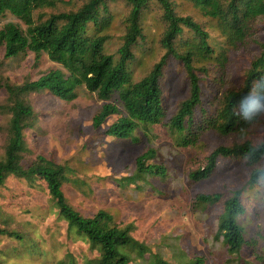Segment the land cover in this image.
<instances>
[{
  "label": "rangeland",
  "instance_id": "1",
  "mask_svg": "<svg viewBox=\"0 0 264 264\" xmlns=\"http://www.w3.org/2000/svg\"><path fill=\"white\" fill-rule=\"evenodd\" d=\"M83 0H65L56 8L35 12L45 17L59 10H75ZM180 15H189L209 33V42L222 53L223 66L215 60L206 64L207 73L200 74L202 106L196 110V122L201 116H212L221 105L224 93L231 84L239 86L250 66L259 55L260 48L249 42L240 49L225 45L226 36L215 17L205 13L192 0H173ZM111 22L107 29V53L118 58L117 49L122 43L127 26L130 5L116 0L108 3ZM43 17V18H45ZM7 21L25 25L6 13L0 19V28ZM143 39L133 46L135 58L129 62L134 81L146 75L164 54L160 39L164 30L162 10L152 1L141 16ZM193 34L185 28L178 48L185 49L193 41ZM255 37L264 42V19L258 20ZM183 41V42H182ZM62 68L46 54L36 61L34 54L6 59L0 46V83L9 80L21 83L24 79H37L43 73ZM63 71H65L63 69ZM162 78L164 118L149 127H139L131 138L118 139L104 131L118 115H112L101 126L94 127L92 119L104 101L83 87L77 89L76 98L65 101L48 91L28 96L36 114L33 128L25 130L27 152L24 163L37 154L65 166L67 181L63 192L68 202L86 216L98 210L109 212L121 226L129 225L131 234L148 248L141 255L137 250L123 248L130 257L127 264H150L151 255L172 264H184L202 257L204 264H264V179L248 186L251 165L243 158L219 157L210 176L203 180L190 177L191 171L205 164L207 156L217 146L250 140L264 142V113L258 115L245 131L227 135L206 129L194 146H179L169 127L170 118L187 95V82L182 64L170 57ZM6 93L0 89V105ZM9 114L0 111V158L7 139ZM155 150L148 163L162 165L163 177H149L146 182L119 185L117 181L131 174L136 158ZM256 166L264 167V160ZM242 189L241 200L245 213L239 217L247 244L240 255H231L221 236L217 234V218L223 201L235 189ZM220 192L221 201L200 206L197 195ZM0 229L22 235L20 238L0 234V264H57L74 259L76 264H95L98 250L77 236L58 215L45 184L40 180L28 183L8 177L0 186ZM31 239L38 246L30 247ZM69 254L71 257H68Z\"/></svg>",
  "mask_w": 264,
  "mask_h": 264
},
{
  "label": "trees",
  "instance_id": "2",
  "mask_svg": "<svg viewBox=\"0 0 264 264\" xmlns=\"http://www.w3.org/2000/svg\"><path fill=\"white\" fill-rule=\"evenodd\" d=\"M64 1L0 0V19L9 13L25 25L23 29L16 22L7 21L0 28V46L3 47L4 57L17 58L32 52L38 61L46 54L62 67L51 69L37 79H24L21 83L5 80L0 83V89L6 93L0 111L9 114L7 139L0 158V186L10 176L28 183L40 180L45 184L58 215L69 229L98 250L95 264H127L130 257L122 252L123 248L137 250L141 255L148 252V248L131 234L129 225H118L113 216L102 209L92 216L75 209L62 189L68 180L64 165L43 154H37L28 163L23 162L28 149L25 130L33 128L36 122V114L28 96L48 91L59 99L70 101L76 98L77 89L83 87L104 101L93 116V126L97 128L112 115H118L104 134L118 139L131 138L139 127L148 131L150 126L160 123L164 118L161 81L164 68L170 57H173L182 64L188 87L186 97L169 121L176 143L183 147L194 146L206 129L222 135L243 132L258 121L259 114L254 118L245 117L242 101L253 100L257 92L264 99V42L255 37L258 20L264 19V0H192L205 13L217 19L226 36L225 45L240 49L253 42L260 48L242 83L239 86L231 84L218 110L212 116H201L199 123L195 117L196 110L202 106L200 74L207 73L206 64L211 60L223 66L221 48L218 51L209 42V33L200 23L189 15H180L173 0H122L130 5V11L123 41L117 49L118 58L115 59L105 50L108 34L104 30L111 22L108 3L116 0H83L75 10H59L46 17L38 13L35 17V12L56 8ZM152 1H156L162 10L165 26L160 44L165 51L146 75L134 81L129 62L135 58L133 46L144 36L142 13ZM185 28L194 35L193 41L185 49H179L177 40H182ZM154 156V149L140 154L136 158L134 171L119 179L117 184L130 185L138 181L146 182L149 177H163L165 169L162 165L148 163ZM219 157H240L251 165L248 186H255L264 178V167L256 166L264 160V142L254 144L250 140L217 146L207 156L205 164L191 171L190 177L194 180L208 178ZM241 193V188L235 189L223 201L216 223L217 234L221 236L228 252L236 256L247 244L244 228L239 221V217L245 213ZM222 196L220 192L200 193L197 195V204L213 205L221 201ZM0 234L22 239V235L7 229H0ZM30 241L32 249L38 246L35 240ZM67 256L71 257L69 254ZM151 257L150 264H172L157 254ZM69 260V264H76L74 259ZM57 264L67 263L61 259ZM184 264H204V260L196 257Z\"/></svg>",
  "mask_w": 264,
  "mask_h": 264
},
{
  "label": "clouds",
  "instance_id": "3",
  "mask_svg": "<svg viewBox=\"0 0 264 264\" xmlns=\"http://www.w3.org/2000/svg\"><path fill=\"white\" fill-rule=\"evenodd\" d=\"M242 113L247 118H254L260 113H264V99L257 92L256 97L251 101H242ZM264 179V178H262Z\"/></svg>",
  "mask_w": 264,
  "mask_h": 264
}]
</instances>
